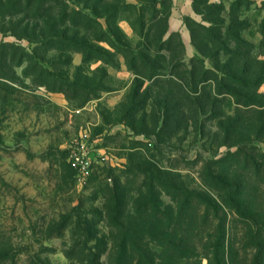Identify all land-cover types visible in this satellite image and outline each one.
I'll use <instances>...</instances> for the list:
<instances>
[{"label":"rangeland","instance_id":"1","mask_svg":"<svg viewBox=\"0 0 264 264\" xmlns=\"http://www.w3.org/2000/svg\"><path fill=\"white\" fill-rule=\"evenodd\" d=\"M190 1L0 0V264L93 261L151 186L217 197L206 172L264 201V0Z\"/></svg>","mask_w":264,"mask_h":264},{"label":"trees","instance_id":"2","mask_svg":"<svg viewBox=\"0 0 264 264\" xmlns=\"http://www.w3.org/2000/svg\"><path fill=\"white\" fill-rule=\"evenodd\" d=\"M53 33L55 36L57 32ZM73 49L80 48L74 46ZM260 75L254 76L253 80L259 81V85L264 82ZM245 77L242 83L249 86L251 81ZM238 104L263 107V104L252 103L246 98L240 99ZM257 161L258 176L264 175L262 152ZM246 170L244 166L243 171ZM205 174L211 175L212 182L203 180L204 187L218 190L217 197L198 189H185L181 195L172 198L176 210L173 212L163 205L158 196H154L155 188L151 186L149 197L134 201L133 214L136 217H128L124 221L122 213L117 216L114 230L110 232V249H107L106 243L102 249L87 248L94 260L85 256L82 263L103 264L101 257L107 253V264H200L203 258L207 264H264V201L261 198L260 201L250 199L242 179H229L230 174ZM188 210L192 211V215L187 213ZM229 213L233 214V222L237 225L232 234L226 228ZM172 223L178 227L168 230L165 224ZM184 223H189V227H179ZM205 227L207 233L202 231ZM152 244L158 247V253L148 249V245ZM236 244L240 248L238 245L235 247ZM239 252L243 257L237 263L233 256L237 258Z\"/></svg>","mask_w":264,"mask_h":264},{"label":"crops","instance_id":"3","mask_svg":"<svg viewBox=\"0 0 264 264\" xmlns=\"http://www.w3.org/2000/svg\"><path fill=\"white\" fill-rule=\"evenodd\" d=\"M174 5V19L179 16L180 12H190L191 1L190 0H172Z\"/></svg>","mask_w":264,"mask_h":264},{"label":"built area","instance_id":"4","mask_svg":"<svg viewBox=\"0 0 264 264\" xmlns=\"http://www.w3.org/2000/svg\"><path fill=\"white\" fill-rule=\"evenodd\" d=\"M75 159L78 161V158H75ZM73 165L76 166V163L74 162Z\"/></svg>","mask_w":264,"mask_h":264}]
</instances>
